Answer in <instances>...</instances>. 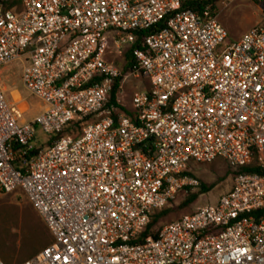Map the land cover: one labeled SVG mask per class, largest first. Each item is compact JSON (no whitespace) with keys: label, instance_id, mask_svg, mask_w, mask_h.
<instances>
[{"label":"built area","instance_id":"obj_1","mask_svg":"<svg viewBox=\"0 0 264 264\" xmlns=\"http://www.w3.org/2000/svg\"><path fill=\"white\" fill-rule=\"evenodd\" d=\"M2 1L0 71L25 61L45 106L26 122L0 88V194L21 191L52 239L21 264H264V177L246 172H264V0L233 42L218 13L239 0ZM132 80L148 87L127 107ZM216 160L229 191L150 227Z\"/></svg>","mask_w":264,"mask_h":264},{"label":"rangeland","instance_id":"obj_2","mask_svg":"<svg viewBox=\"0 0 264 264\" xmlns=\"http://www.w3.org/2000/svg\"><path fill=\"white\" fill-rule=\"evenodd\" d=\"M219 23L227 30L229 41L238 40L252 27L261 21V14L255 4L249 0H239L229 5L227 8L220 7L218 13ZM117 66L121 64V58L114 55L109 58ZM26 67L25 61L16 60L0 71V88L6 97L12 98L13 93H17L20 102L27 105V110L23 113V120L32 122L45 109L42 102L33 97L25 87L22 80L23 70ZM148 84L145 80L130 81L125 87V94L122 103L129 107L130 98L135 92L145 89ZM37 136L44 138L41 130ZM196 174L201 185L209 188V193L199 194L195 202L185 207H179L183 197H179L168 209L170 212L162 217L157 226L171 223L186 214H190L197 208L207 207L214 204L218 198L229 191L231 186L230 167L221 160H216L211 164L197 165ZM41 227L45 229L39 215L34 211L25 195L21 192L3 195L0 194V259L3 264H19L35 250H40L47 245L50 234L46 233L45 238Z\"/></svg>","mask_w":264,"mask_h":264},{"label":"trees","instance_id":"obj_3","mask_svg":"<svg viewBox=\"0 0 264 264\" xmlns=\"http://www.w3.org/2000/svg\"><path fill=\"white\" fill-rule=\"evenodd\" d=\"M16 2H17V1H13L12 3H4L2 0H0V5H3L5 8H10V7H12V5L16 4ZM197 7H198V9L201 8V6H199V5H198ZM134 47H135V46H133V48H132L131 50H129V51L127 52V54L125 55V58H126V60H127V62H128V64H127V68H130V67L133 65V60H132V62H131L130 59H131V51L134 49ZM115 86H116V85H115ZM114 89H115V87H114ZM113 96H114V92L112 93V97H111L112 100H113ZM246 172L257 173V174H259V175H261V176L264 177V172H263V171H260V170H258V169H256V168H250V169H247ZM209 191H210L209 188H206L205 186L202 185V190H201L200 194H206V193H209ZM198 195H199V194H194V195H191V196H189V197L184 198L183 201H182V202L180 203V205H178V206H179V207H185V206H187V205L192 204L193 202H195V201L197 200ZM169 212H170V209L167 208V209L164 210V211H161V212H158V213L154 214L153 217H152V219H151L150 227L156 226V225L158 224L159 220H160L162 217L166 216ZM39 218H40V217H39ZM40 220L42 221L41 218H40ZM42 223H43L45 229H43V228L41 227V231L43 232V236H44L45 238H47V237H46V233L49 234V232H48V230H47V228H46V226H45V224H44L43 221H42ZM51 242H52V239L50 240V242H49L47 245H45V247H47L48 245H50ZM45 247H43L42 249H44ZM42 249H40L39 251H38V250H35V251L32 252L30 255H28L25 259H23L22 261H20L19 264H21V263H23V262H25V261L31 259V258L34 257L36 254H38Z\"/></svg>","mask_w":264,"mask_h":264},{"label":"bare ground","instance_id":"obj_4","mask_svg":"<svg viewBox=\"0 0 264 264\" xmlns=\"http://www.w3.org/2000/svg\"><path fill=\"white\" fill-rule=\"evenodd\" d=\"M12 98L15 102H20V97L17 93H13ZM19 109L21 113H24L27 110V105L25 103H21Z\"/></svg>","mask_w":264,"mask_h":264}]
</instances>
